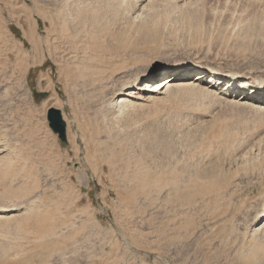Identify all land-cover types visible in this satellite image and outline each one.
Listing matches in <instances>:
<instances>
[{"label":"rangeland","instance_id":"obj_1","mask_svg":"<svg viewBox=\"0 0 264 264\" xmlns=\"http://www.w3.org/2000/svg\"><path fill=\"white\" fill-rule=\"evenodd\" d=\"M175 64L264 82V0H0V264H264V103L116 104Z\"/></svg>","mask_w":264,"mask_h":264},{"label":"bare ground","instance_id":"obj_2","mask_svg":"<svg viewBox=\"0 0 264 264\" xmlns=\"http://www.w3.org/2000/svg\"><path fill=\"white\" fill-rule=\"evenodd\" d=\"M150 1H152V0H150ZM71 13H73V12H71ZM70 17L72 18V16H70ZM74 27H75V25H74ZM187 68H188L187 64H175V65L169 66L166 69L165 68L163 70L160 69L161 71L158 72L157 75L155 74L156 76L151 75L150 78L143 81L138 86L133 87V88L129 87L130 89L122 91L120 93L121 95L118 96V98L116 100V104L119 105L121 109H124L125 107L131 105L132 100L134 98H142L145 101L152 102V101L158 100L159 98H162V95L166 94L171 89H177L178 90V88H183V87H186L189 85L190 86L201 85V83L206 84L204 89H205V91L208 90L207 92H209V91L215 92V89H220L224 93L223 96L227 97V98H234V96L239 95L240 100H242V101H250L253 99L254 102L256 101L259 103H264V82H262V83H256L255 82L252 85L249 82H247L244 77H240L236 74L231 75L230 79H228L227 81L223 78L224 79V81H223L221 78L214 77V72L212 75H208L205 73L206 71H203V69H200V68L195 69V71H191V72L189 71L190 73L187 74V73H185V71L188 70ZM182 70H183V72H181ZM198 70H200V71H198ZM194 72H198V73L195 74ZM193 73L196 76H193ZM161 76H164V77L161 78ZM232 77L236 78L234 80V83L232 85H225L224 86L223 82L226 81V82L230 83L231 80H233ZM158 78H161V79H158ZM186 81H188V82H186ZM231 89H234L235 91L230 92ZM241 91H243V93L240 94ZM12 211H13V209H11L9 207L0 208V217L1 216L4 217L3 216L4 214L2 215V213L8 214L7 216L11 217L10 215H11ZM14 216L15 215H12V217H14ZM263 217H264V214H263ZM262 228H264V219L261 221V223L258 224V226H256L254 231H256V230L258 231V229L261 230ZM254 233H256V232H254ZM258 233H260V232H258ZM251 246H253V245H251ZM258 248L259 247H257V249ZM258 251H260V249H258ZM251 253H253V252H251ZM254 253H257V252H254ZM257 254H255V257H257Z\"/></svg>","mask_w":264,"mask_h":264},{"label":"water","instance_id":"obj_3","mask_svg":"<svg viewBox=\"0 0 264 264\" xmlns=\"http://www.w3.org/2000/svg\"><path fill=\"white\" fill-rule=\"evenodd\" d=\"M45 95L46 92H40ZM48 124L54 133L58 135L60 143L64 146H68L67 136V122L64 119L63 112L60 108L50 107L47 111Z\"/></svg>","mask_w":264,"mask_h":264}]
</instances>
